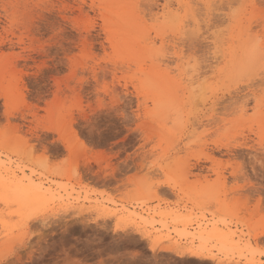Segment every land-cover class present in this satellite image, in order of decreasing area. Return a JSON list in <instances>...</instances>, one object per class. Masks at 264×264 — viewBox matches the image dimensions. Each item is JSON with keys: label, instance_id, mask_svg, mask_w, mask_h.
<instances>
[{"label": "rangeland", "instance_id": "374dc122", "mask_svg": "<svg viewBox=\"0 0 264 264\" xmlns=\"http://www.w3.org/2000/svg\"><path fill=\"white\" fill-rule=\"evenodd\" d=\"M0 264H264V0H0Z\"/></svg>", "mask_w": 264, "mask_h": 264}, {"label": "bare ground", "instance_id": "6f19581e", "mask_svg": "<svg viewBox=\"0 0 264 264\" xmlns=\"http://www.w3.org/2000/svg\"><path fill=\"white\" fill-rule=\"evenodd\" d=\"M109 27V26H108ZM110 29V28H109ZM109 31V30H107ZM112 31V30H111ZM111 35V34H110ZM113 35V34H112ZM244 106V105H243ZM244 110V109H243ZM17 186V185H16ZM20 186V185H18ZM12 187V186H11ZM28 188L29 190L35 192V195H36V192H41V189L35 187V186H31V185H28ZM22 190V189H21ZM25 192V191H24ZM31 193V192H30ZM260 201V200H259ZM195 236V235H194ZM187 247V246H186ZM182 247L178 246V247H174V248H168L167 250L169 251H177L179 255L183 256V255H187L188 257H194V258H201L202 257V254L199 252V251H196V250H191V249H181ZM191 248V247H190ZM186 256V257H187Z\"/></svg>", "mask_w": 264, "mask_h": 264}]
</instances>
